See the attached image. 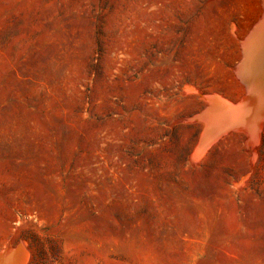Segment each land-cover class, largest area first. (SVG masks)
Listing matches in <instances>:
<instances>
[{"label":"rangeland","instance_id":"rangeland-1","mask_svg":"<svg viewBox=\"0 0 264 264\" xmlns=\"http://www.w3.org/2000/svg\"><path fill=\"white\" fill-rule=\"evenodd\" d=\"M260 8L0 0V253L264 264V121L255 145L232 130L193 158L195 117L242 95L236 63Z\"/></svg>","mask_w":264,"mask_h":264},{"label":"bare ground","instance_id":"bare-ground-1","mask_svg":"<svg viewBox=\"0 0 264 264\" xmlns=\"http://www.w3.org/2000/svg\"><path fill=\"white\" fill-rule=\"evenodd\" d=\"M259 4L261 17L254 22L255 24L253 23L241 40V54L235 68L239 81L243 83L240 84L242 95L237 103L229 100L223 102L224 99L221 101L216 95H211L209 109L195 117L206 119V123L203 122L206 125L193 155L196 160L205 155L215 141L232 130L246 131L250 145L259 142L264 121V0H259ZM25 254L6 252L1 254L0 264H26L28 252Z\"/></svg>","mask_w":264,"mask_h":264}]
</instances>
